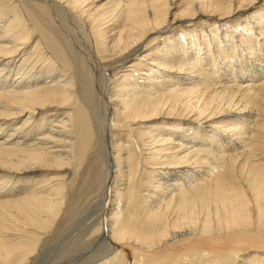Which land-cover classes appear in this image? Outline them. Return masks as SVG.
Listing matches in <instances>:
<instances>
[{
  "label": "bare ground",
  "instance_id": "obj_1",
  "mask_svg": "<svg viewBox=\"0 0 264 264\" xmlns=\"http://www.w3.org/2000/svg\"><path fill=\"white\" fill-rule=\"evenodd\" d=\"M11 2L0 7V264L51 253L52 264H235L253 251L264 11L234 16L264 0H186L172 20L176 0ZM203 18L218 24L208 35L235 26L222 74L199 65L200 50L157 45L176 26L183 51L196 46L186 22Z\"/></svg>",
  "mask_w": 264,
  "mask_h": 264
},
{
  "label": "rangeland",
  "instance_id": "obj_2",
  "mask_svg": "<svg viewBox=\"0 0 264 264\" xmlns=\"http://www.w3.org/2000/svg\"><path fill=\"white\" fill-rule=\"evenodd\" d=\"M185 1L186 0H176V5L179 6V8H176L174 10H172V9L170 10L171 11V14H170L171 17L170 16L168 17V18H170V20H172L174 15H177L181 11L184 10ZM12 3L13 2H11V0H0V7H2V8L7 7V9H11L10 6ZM231 7H232V9H234V8H237L238 6H235L234 3L232 2ZM263 11H264V6H263V3H261L259 8H257V9L253 8L247 12H239L237 15L234 16V19L235 20L243 19L244 17H246L249 14L262 13ZM178 22L180 23V21H178ZM215 23H216V21L214 19L208 20L207 18L201 19V22H198L197 20H195L193 22H186V26L190 24L188 27L185 28V30H187V32L189 31L187 33V39L195 38V39H199V42L196 46L195 45L188 46V49L186 48V49H184V51H183V44H187V40L184 38H183V40L181 39L179 41H178V39H175L174 36L178 35V33H179L176 31V26L173 27L174 30L172 32L164 35L161 39L162 41H160L157 45L158 46L164 45L163 43H166V41H167L166 38H168L170 41H172V44L169 47L173 48L175 51H178V49H179V51H178L179 54L195 57L196 51L200 50V54L202 55V60L198 61L199 65L201 67L209 69L213 63H219L218 74H222L224 72V70L227 68V66L230 64L231 59H232L231 55H229L230 60L228 62H227L226 58H224L225 55L229 52V49L232 45L230 43V37H227L225 34H226V32L229 33L227 35L232 34L233 33L232 29L235 26L230 25L231 23L228 22V23H226V26H222L219 30L211 31L213 36L210 34L208 35V33H209L208 31L211 30V27L218 25ZM214 35L217 37H215ZM164 40H165V42H164ZM213 40L215 43L211 44V42H213ZM233 40H234L233 44L242 46V44L239 43L238 38H236V39L234 38ZM34 42L35 41H32L30 44L31 46L29 45L30 46L29 51L32 49V45L34 44ZM220 43H223V44H220ZM228 43H230V44H228ZM261 43H264V41L261 40ZM209 44H211V47H208ZM219 45H221V46H219ZM216 46H219L217 48L218 50H220L219 53L216 52V48L214 49V47H216ZM151 48H153V47H151ZM151 48L147 49L146 51H143V53L139 54V57L145 56V60H148V61H146L147 64L144 63V65H148L150 63V61L152 60L149 57H148L149 59L147 58V54H149L152 51ZM210 49H211V51H210ZM262 49H264L263 45H262ZM241 50L242 51L244 50L243 47L241 48ZM238 55L239 54H237V57H239ZM132 63L138 64L137 59L136 58L133 59V61H131L130 64H132ZM235 63H236V58H233L231 64H235ZM138 65H142V64H138ZM220 71L222 73H220ZM209 72L211 73L212 71L209 70ZM221 120L222 119H217L216 122H222ZM179 123L180 122H178L177 124H179ZM89 171H90V169H86L83 173H80V175L82 174V176L78 175V177L75 178L76 184L81 183L82 180L84 182H86V180L88 181V178H89L88 175L90 173L92 174V172L94 171V168L91 170V172H89ZM50 174H52V173H50ZM53 175H54V173H53ZM84 176H88V177H85V179H83ZM30 177H34V176H30ZM36 177H37L36 182L39 183L41 181L42 175H39ZM89 180H90V178H89ZM27 182H30L31 185L33 184V182L31 180H28ZM69 191H71V188ZM83 197H84V201L87 202L86 199L87 200L90 199L91 195L89 193V197H88V194L86 196H83ZM84 201H83V203H84ZM261 233L264 234V230H262ZM249 244L252 247H254L253 251H249L247 253H240L239 256L236 257L235 264H242V263L243 264H256V263L260 264V263H264V238L261 236H258V238H256V240H250ZM255 249H260V251L255 250ZM51 254H50V256L48 255L51 260L49 258L47 259L50 263L48 261H46V264H52L55 257L57 258V256H58L57 253H55L56 256H55V254H52V255ZM259 258H262V260H258Z\"/></svg>",
  "mask_w": 264,
  "mask_h": 264
}]
</instances>
